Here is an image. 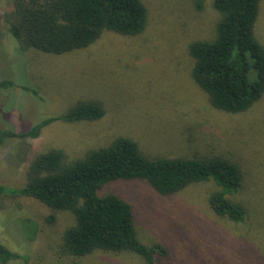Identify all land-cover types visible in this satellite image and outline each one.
I'll return each mask as SVG.
<instances>
[{"label":"rangeland","instance_id":"1","mask_svg":"<svg viewBox=\"0 0 264 264\" xmlns=\"http://www.w3.org/2000/svg\"><path fill=\"white\" fill-rule=\"evenodd\" d=\"M141 1L148 24L140 35L106 31L84 50L54 55L19 47L5 20L13 0H0V80L29 84L39 93L20 86L0 93V128L25 133L79 103L105 109L97 121H55L38 138L6 139L0 186L23 188L30 164L52 149L62 150L70 163L120 137L136 141L151 159L223 157L242 171L239 192L229 197L246 209L242 224L211 209L209 198L218 190L213 181L165 196L144 180H116L98 193L117 194L132 205L139 240L167 251L156 264H264V94L248 111L226 113L213 108L192 79L189 45L213 39L220 19L213 0ZM255 29L264 45V0ZM75 223L71 211L0 195V243L21 257L8 264H147L126 251L63 253V235Z\"/></svg>","mask_w":264,"mask_h":264},{"label":"trees","instance_id":"2","mask_svg":"<svg viewBox=\"0 0 264 264\" xmlns=\"http://www.w3.org/2000/svg\"><path fill=\"white\" fill-rule=\"evenodd\" d=\"M262 1L213 0L212 7L220 14L215 37L189 45L192 79L219 111L244 113L264 94V45L255 33ZM5 20L22 50L63 55L90 47L106 31L140 35L147 27L148 11L141 0H13ZM16 86L39 94L31 85H17L10 79L0 80V93ZM104 116L101 103H79L25 133L0 128V147L9 138H38L55 121H97ZM116 180H144L165 196L213 181L218 190L209 198L211 209L235 224L246 221V209L229 199L242 185L238 165L223 157L151 159L136 141L125 137L70 163L59 149L40 154L29 166L27 184L19 190L0 186V195L29 197L54 210L71 211L76 223L63 235L65 254L84 257L96 250L126 251L156 264L157 255L165 256L167 251L160 244L149 247L139 240L132 205L117 194L98 193ZM18 258L0 243V264Z\"/></svg>","mask_w":264,"mask_h":264}]
</instances>
